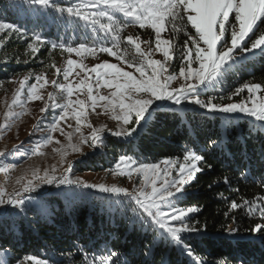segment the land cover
<instances>
[{
  "label": "snow or ice",
  "instance_id": "6c2138e0",
  "mask_svg": "<svg viewBox=\"0 0 264 264\" xmlns=\"http://www.w3.org/2000/svg\"><path fill=\"white\" fill-rule=\"evenodd\" d=\"M21 3L40 10L51 9L60 17L67 14L69 19L81 21L84 26L91 28L94 39L103 33V39H110L111 42L110 47L99 43V40L91 45L81 42L76 47L53 42L52 49L59 47L81 58L103 52L115 57L119 62L104 61L89 69L82 61L77 63L69 58L62 71L65 83L57 80L51 82L53 87L59 90L58 94L63 103H57L56 96L49 93L48 101L51 103L45 102L40 111L44 113L49 108L61 110L59 117L53 118L49 131L59 130L69 142L67 147L74 151L80 150L71 143L74 133H65L63 128H60V122L69 116L76 121L74 132L80 133V143L90 142L89 146L93 148L103 144L102 133L106 128H95L87 122L86 114L89 108L92 112L99 108L102 114L117 122V131L107 129L116 137L128 138L144 127L157 101H167L177 107L184 106L185 109L187 105H194L208 113H223L229 116L240 113L252 118L254 124H260L261 130H264V96L258 95L264 91L261 84L246 83L227 96V99L232 101L233 96H238L246 89L248 99L240 102L221 104L214 102L216 98L211 96L207 100L200 98L209 89H214L222 83L237 63L247 59L248 54H254L257 50L264 54V29H261V25H264V0H79L68 7L61 6L57 0H21ZM117 14H122L124 19L121 20ZM129 26H138L142 30L151 29L154 41L141 40L139 35L122 37L120 33ZM5 30L21 33L14 24L0 22V33ZM164 33H169V38H164ZM180 33L185 37L182 44L177 41ZM25 35L26 33H21L22 38ZM31 39L32 42L28 43L27 47L35 54L37 46L46 41L35 33ZM142 44L147 45V50L141 47ZM154 53H160L163 59L152 58ZM177 59L178 76L183 83L174 87L172 82L177 80V74L173 61ZM125 66L130 70H125ZM76 68L80 69L76 76L83 72L84 77L74 86L69 77ZM56 72L60 74L61 69L57 68ZM27 79L28 77H25L19 81L20 88L7 105L9 111L4 113L6 119H18L24 114L13 112L11 109L18 104L23 106L21 92ZM42 79V76L37 75V83L27 88L29 101L43 99L37 87ZM39 87L43 88L44 84ZM102 88L108 89V93L100 94L99 90ZM85 89L86 100L80 99L79 95L76 99L72 98L74 94L82 95ZM219 99L224 100L225 97L220 96ZM167 107L168 104L159 105V108ZM82 126L91 129L88 136L81 133ZM7 128L8 125H0V130ZM52 139L51 135L46 136L32 151L35 152L43 143L51 142ZM18 147H14L13 153ZM54 151L59 152L60 149ZM203 159L204 157L195 151H186L183 162L179 159H166L161 162V166L158 163L137 165L133 158L120 156L113 174L127 176L129 180H132L135 174L141 180L140 186L134 185L131 191L116 185L90 184L79 177H72V162L59 174L53 166L51 172L45 169L43 175L34 172L33 178L24 183L17 179L16 183L20 184V188L14 189L13 192L0 190V209L3 210L0 211V216L7 215L9 210L16 215L26 214L33 206L34 200L30 195L24 194L35 192L41 185L63 186L69 190L97 189L102 193L123 195L134 214V224H140L145 230L152 229L169 244L180 247L189 257L196 260L191 247L185 244L183 234L201 231L197 225L189 222L190 214L199 209L192 206L179 207L177 202L186 187L196 178V174L203 171L199 166ZM4 171L7 172V168ZM224 183H228L227 178ZM239 208L246 209L248 216L258 212L260 217L264 218V197H257L252 201L244 200L242 204L233 201L229 212ZM229 212H225V216ZM233 222L235 223V218ZM226 231L234 234L239 229L232 227ZM250 231L264 232V224H256ZM24 261H31V264H48L47 261L32 256L24 257ZM0 264H10L7 249L0 251ZM17 264H23V261H18ZM90 264H126V261H121L120 254L112 251L108 255L94 257ZM198 264L203 262L198 261Z\"/></svg>",
  "mask_w": 264,
  "mask_h": 264
},
{
  "label": "trees",
  "instance_id": "16d2710c",
  "mask_svg": "<svg viewBox=\"0 0 264 264\" xmlns=\"http://www.w3.org/2000/svg\"><path fill=\"white\" fill-rule=\"evenodd\" d=\"M65 16L16 0H0V22L14 24L31 37L40 35L47 46L86 42L82 27L69 23ZM22 45L24 42L8 40L0 47V84L41 65L36 59L22 63ZM245 83L264 86V54L258 50L237 63L220 84L225 85V93ZM186 151L204 157L199 163L203 171L177 202L179 207L199 209L190 214L189 222L201 231L184 236L196 260L152 229L134 224V214L123 197L51 191L30 194L34 204L26 214L9 210L0 217V251L7 249L10 264L26 256L48 264H90L94 257L112 251L126 264H264V232L250 231L256 224H264V218L258 212L248 216L244 208L229 212L233 201L242 204L264 197V130L253 120L188 109L181 113L154 110L134 135L126 140L104 137L97 152L73 168L76 172H103L120 156L152 164L180 160ZM225 212L229 214L225 216ZM232 227L239 231L229 234L226 229Z\"/></svg>",
  "mask_w": 264,
  "mask_h": 264
},
{
  "label": "rangeland",
  "instance_id": "374dc122",
  "mask_svg": "<svg viewBox=\"0 0 264 264\" xmlns=\"http://www.w3.org/2000/svg\"><path fill=\"white\" fill-rule=\"evenodd\" d=\"M21 2V0H16ZM57 2H61V6L68 7L73 3H78L79 0H57ZM66 20L71 24H76L84 30L85 36L87 39L85 40L87 44L91 45L96 43L99 40V43L104 46H111L110 39L104 40L103 33L100 34V37L94 39L91 28L84 26L83 22L78 21L76 19H69L67 14H65ZM121 20H123L122 14H117ZM22 33V32H21ZM21 33L10 32L9 30H5L3 33H0V47L8 40L12 42H24L22 45L23 49L20 51L21 53V61L22 63H27L31 59H36L35 61L41 63L38 68H29L25 72L11 78L6 83L0 84V125H8L7 130H0V153H4V155H0V190H4L6 192H13L14 189H19L20 184H17V179L21 180V183L26 182L29 179L33 178L34 172H39L40 175L44 174V170L47 169L51 172L53 166L56 167L57 174L63 172L65 168L68 167V163L72 162V169L70 175L72 177H79L82 180L86 181L90 184H104L107 186L116 185L117 187H124L132 190L133 186L139 187L141 184V180L135 174L133 175V179L129 180L127 176L114 175L113 170H115L116 162L111 169L103 172H90V171H82L76 172L73 168L75 163L81 162L87 156L92 155L97 152L101 144H98L95 148L90 147L89 143H80V133H75L74 129L76 126V121L71 116L67 117L66 120L60 122V128H63L65 133L73 132V137L71 143L77 147H79V151H74L71 147H67L68 141L65 139V136L61 134L59 130L55 132L49 131V125L53 121L54 117H59L61 110L59 108L52 109L49 108L46 112L41 113L40 109L45 106V102L48 101V94L53 93L56 96L57 103H63V99L60 97L59 90L53 87L52 81L57 80L60 83H65L63 80V68L66 66V61L70 58L80 63L82 61L83 64L87 65L90 69L96 63H102L104 61L110 63H119L115 57H110L107 53L97 52L95 56L87 55L83 58L77 56L75 53L69 54L61 48L52 49L51 46H47L45 43L37 46V52L33 54L30 49H28V43L32 42V37L27 34L22 38ZM120 35L122 37H126L128 35L137 36L139 35L141 40H150L154 41V34L151 32V29H140L138 26H129L124 29ZM181 36L177 37L178 43H183L185 37L183 33ZM164 38H169V33L163 34ZM79 45V44H78ZM76 45V46H78ZM72 46V47H76ZM130 47V46H129ZM141 47L144 50H147V45L142 44ZM154 47V43H153ZM134 53V50H132ZM154 59H163L160 53H154L152 56ZM173 63L176 65L174 71L177 74V80L172 82L174 87H179L183 81L179 78V61L174 60ZM54 65V67H53ZM61 69V73L57 74L56 69ZM125 70L127 69L125 66ZM76 72H80L79 68L74 69L72 76L69 77V80L72 81L75 86L76 83L79 82L81 78L84 77V73L81 72L80 76H76ZM40 75L43 77L41 81L37 84L38 92L43 97L41 100L29 101L27 99V88L31 86L33 83H37L36 76ZM94 76V74H91ZM28 77L26 80L25 86L21 92V98L24 100V104L21 107L19 104L14 106L11 111L13 112H23L24 114L20 116L18 119H6L4 113L9 111L7 105L11 103L14 93L17 89L20 88L19 81ZM47 81L45 84L44 81ZM40 84H44V87H39ZM246 84V83H245ZM251 84V83H248ZM244 85V84H243ZM240 85L238 87H242ZM224 84L216 85L214 89H209L207 93L201 96V99L207 100L210 96L216 98L214 102L216 103H229V102H240L242 100L248 99L247 90L244 89L238 96H233L232 101L227 99V96L235 91L236 88L223 92ZM100 94H107L108 89H100ZM214 91L217 93L215 94ZM79 95L80 99L86 100L87 98V90H83V94H74L73 99L77 98ZM258 95L264 96V91L258 93ZM224 96V100H220L219 97ZM160 104H168L167 108H159ZM170 110L173 109L179 113L185 110L184 106L177 107L175 105H171L170 102L167 101H157L156 107L154 110ZM186 109L188 110H196L200 112H204L211 115H218L219 117H230L228 114L223 113H208L203 109H200L198 106L187 105ZM153 110V111H154ZM101 113V109H97L96 112H92L91 108L88 109L86 114L87 122L91 123V125L95 128H100L104 126L106 130L102 133V137H113L115 139L126 140L128 138L124 137H116L110 134L107 129H110L112 132L118 130L117 122L112 120L110 116ZM243 116L247 119L252 120L243 114L236 113L231 114V117ZM71 125V127H69ZM91 132V129L82 126L81 133L84 136H88ZM51 135L53 137L51 142L43 143L41 147L36 149L35 152L32 151L35 148L37 143L43 141V139ZM134 135V134H133ZM59 141V143H57ZM15 146H19L15 153H13V149ZM54 149H60V151H54ZM4 158V159H3ZM119 160V159H118ZM166 160V159H164ZM160 160L156 163L162 165V161ZM175 160V159H173ZM183 162V158L180 159ZM137 165H139L137 163ZM7 168V172L4 169ZM150 190V189H149ZM63 192V194H83L89 195L94 194L98 196L110 195L115 196L109 193H102L97 189L86 188V189H75L69 190L66 187H56L55 185H41L35 192L25 193L24 195H32L33 193H47V192ZM116 198L123 197L115 196ZM0 211H3L0 209ZM1 217V216H0ZM190 233H184L183 236L189 235ZM23 261V264H31V261Z\"/></svg>",
  "mask_w": 264,
  "mask_h": 264
}]
</instances>
